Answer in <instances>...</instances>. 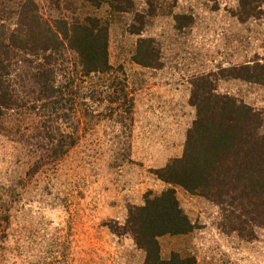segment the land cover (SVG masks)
<instances>
[{"label": "rangeland", "instance_id": "1", "mask_svg": "<svg viewBox=\"0 0 264 264\" xmlns=\"http://www.w3.org/2000/svg\"><path fill=\"white\" fill-rule=\"evenodd\" d=\"M162 1L166 13L140 36L130 34L131 17L111 18L109 77L114 89L126 88L127 98L111 104L102 81L105 96L92 99L97 78L77 82V115L65 124L76 144L62 160L40 161L41 153L29 143L43 120L27 110L3 118L0 264H144L133 241L113 235L108 225L124 223L128 206L141 204L148 192L166 189L153 170L183 155L195 119L191 80L220 67L264 60V18L240 23L234 16L239 0ZM37 2L48 19L68 16L64 0L60 8L51 0ZM177 14L194 21L179 31ZM149 37L160 44L163 69L133 61L138 40ZM71 64L63 67L72 72ZM219 89L264 110L260 86L230 81ZM37 163L44 165L37 170ZM178 197L199 230L162 239L165 258L179 252L195 256L197 264H264V230L255 241L225 235L218 229L217 206L182 189Z\"/></svg>", "mask_w": 264, "mask_h": 264}, {"label": "trees", "instance_id": "2", "mask_svg": "<svg viewBox=\"0 0 264 264\" xmlns=\"http://www.w3.org/2000/svg\"><path fill=\"white\" fill-rule=\"evenodd\" d=\"M141 1L64 0L68 16L48 19L37 0H0V135L8 113L27 110L43 120L29 142L41 153L39 160H62L76 144L65 124L77 115V82L97 78L92 99L105 96L102 81L111 104L127 98L126 88L114 89L109 77L111 18L131 17L130 34L142 35L167 8L166 1L145 0L144 7ZM51 2L60 8V0ZM105 12L107 18L102 17ZM234 16L242 24L263 19L264 0H239ZM174 19L179 31L194 21L181 14ZM133 61L163 69L157 39L140 38ZM65 64L73 65L72 72ZM230 81L264 89V60L220 67L191 80L189 103L195 119L183 155L153 170L166 189L148 192L141 204L128 206L124 223L108 225L113 235L133 241L144 254V264H197L195 256L179 252L163 256L162 239L199 230L182 207L178 189L217 206L218 229L225 235L255 241L264 230V110L221 92L219 85ZM43 165L37 163V170Z\"/></svg>", "mask_w": 264, "mask_h": 264}]
</instances>
